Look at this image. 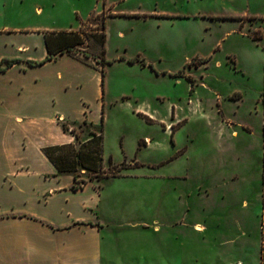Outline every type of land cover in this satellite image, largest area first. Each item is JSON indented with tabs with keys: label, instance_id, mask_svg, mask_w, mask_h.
<instances>
[{
	"label": "rangeland",
	"instance_id": "1",
	"mask_svg": "<svg viewBox=\"0 0 264 264\" xmlns=\"http://www.w3.org/2000/svg\"><path fill=\"white\" fill-rule=\"evenodd\" d=\"M24 27L81 34L104 70L113 264H264V0H0Z\"/></svg>",
	"mask_w": 264,
	"mask_h": 264
},
{
	"label": "crops",
	"instance_id": "2",
	"mask_svg": "<svg viewBox=\"0 0 264 264\" xmlns=\"http://www.w3.org/2000/svg\"><path fill=\"white\" fill-rule=\"evenodd\" d=\"M58 33L0 30V264H113L99 185L109 177L77 156L95 150L87 114L101 108L102 74L80 57L81 34L68 51L73 34Z\"/></svg>",
	"mask_w": 264,
	"mask_h": 264
},
{
	"label": "trees",
	"instance_id": "3",
	"mask_svg": "<svg viewBox=\"0 0 264 264\" xmlns=\"http://www.w3.org/2000/svg\"><path fill=\"white\" fill-rule=\"evenodd\" d=\"M59 35H62L63 34V32H60V33H58ZM103 40H102V44H101V46H102V54H104L105 53V48H104V43H105V34H103ZM262 38H264V37H262V36H257L256 34H254L253 36H252V39L254 40V41H256V40H259V39H262ZM79 44H82V38L78 35V34H74L73 35V44L71 45V46H68V47H65V49L67 48V50L69 51L70 50V48H72V47H75L76 45H79ZM64 50V49H63ZM53 56H55V54L54 53H52V51L50 50V47H49V56L46 58V60H51V59H53ZM102 62L104 63V64H106V62H104V58H102ZM13 63V61L12 60H7L6 61V66H5V68L6 67H9L11 64ZM101 74H102V86H103V82H104V70L102 69L101 70ZM102 119H103V117L101 118V121H102ZM96 138V136H94L93 138H92V140H91V144H93V146H94V148H97L98 147V145H100L101 144V141L99 142V143H96V144H94V139ZM86 145H88V144H86ZM77 156L79 157V162L83 165V166H85L84 165V163H85V159H87V160H89L90 162H92L93 164H95L96 165V162L98 161V159H97V154H96V152H92V153H89V154H83V156L82 155H80V154H77ZM85 158V159H84ZM97 166V165H96ZM107 177H110L109 175H106ZM112 176H114V175H112Z\"/></svg>",
	"mask_w": 264,
	"mask_h": 264
}]
</instances>
